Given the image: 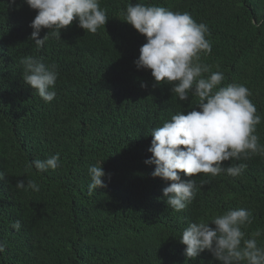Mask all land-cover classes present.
I'll list each match as a JSON object with an SVG mask.
<instances>
[{
    "label": "trees",
    "instance_id": "16d2710c",
    "mask_svg": "<svg viewBox=\"0 0 264 264\" xmlns=\"http://www.w3.org/2000/svg\"><path fill=\"white\" fill-rule=\"evenodd\" d=\"M129 2L187 11L208 26L212 51L202 59L212 71L220 65L221 86L236 82L251 90L264 144V27L255 26L264 19V0H100L105 26L93 34L74 20L40 49L29 39L36 11L25 0H0V264H220L208 250L185 256L179 237L190 222L244 207L254 216L246 232L264 228L260 156L222 162L246 163L242 176L182 174L202 187L182 211L166 204L162 189L169 182L153 177L155 165L144 162L152 155L150 133L198 98L180 101L169 85L153 86L150 69H137L146 39L123 21ZM28 55L57 67L51 102L22 80L20 61ZM56 153V169L28 167ZM102 160L106 187L89 194L88 167ZM28 180L40 191L27 189ZM17 220L19 231L11 227Z\"/></svg>",
    "mask_w": 264,
    "mask_h": 264
},
{
    "label": "clouds",
    "instance_id": "9594fccd",
    "mask_svg": "<svg viewBox=\"0 0 264 264\" xmlns=\"http://www.w3.org/2000/svg\"><path fill=\"white\" fill-rule=\"evenodd\" d=\"M36 11L30 22L33 29L31 39L37 49L42 48L49 36L61 38V31L71 26L75 20L79 27L95 34L105 26L109 17L100 0H25ZM125 22L131 24L146 42L139 49L134 60L137 69H150L154 87L169 85L180 101H188L190 94L198 98L190 111H180L151 131L152 140L148 151L151 157L144 162L155 165L151 175L168 181L162 189L168 206L179 212L195 199L198 186L193 177L200 173L212 177L227 174L242 176L246 163L223 166L227 160L246 161L253 156L264 157V144L260 143L256 126L261 116L250 99L251 90L242 83L222 85L224 73L212 71L213 65L205 63L203 56L211 54L212 43L208 26L197 22L189 12L173 11L155 3L129 2L124 13ZM264 27V19L255 22ZM48 32L40 38L42 29ZM22 80L30 85L45 102L56 97L55 84L59 76L56 65H46L42 58L25 56ZM207 74V75H205ZM142 87L147 85L142 83ZM60 154L46 159H35L28 165L41 173L59 166ZM102 161L88 167L89 194L106 187L102 177L105 171ZM5 173L0 171V180ZM20 189L25 182L18 181ZM27 189L39 192L35 180H28ZM254 220L251 210L230 208L223 214H214L210 219L190 222L182 231L179 240L186 245L184 254L195 259L208 250L220 264H264V245L258 238L264 236V228H256L250 234L246 229ZM210 225H214L212 227ZM11 227L21 228L17 220ZM5 243L0 242V253Z\"/></svg>",
    "mask_w": 264,
    "mask_h": 264
}]
</instances>
